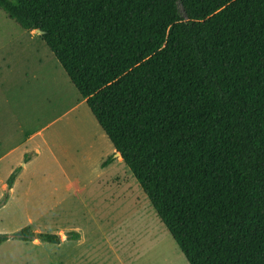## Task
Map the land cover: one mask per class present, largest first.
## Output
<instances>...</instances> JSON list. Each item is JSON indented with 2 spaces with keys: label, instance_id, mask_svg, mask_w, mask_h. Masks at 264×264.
<instances>
[{
  "label": "trees",
  "instance_id": "obj_1",
  "mask_svg": "<svg viewBox=\"0 0 264 264\" xmlns=\"http://www.w3.org/2000/svg\"><path fill=\"white\" fill-rule=\"evenodd\" d=\"M0 9L43 31L190 264H264V0ZM10 238L61 240L31 226L0 234V245Z\"/></svg>",
  "mask_w": 264,
  "mask_h": 264
},
{
  "label": "rangeland",
  "instance_id": "obj_2",
  "mask_svg": "<svg viewBox=\"0 0 264 264\" xmlns=\"http://www.w3.org/2000/svg\"><path fill=\"white\" fill-rule=\"evenodd\" d=\"M1 127L7 139L0 143V234L26 226L54 233L66 221L83 225L86 218L106 216L107 232L138 247L140 257H132L137 259L132 264H190L134 175L138 195L128 182L108 188L104 179L80 197L77 188H67L70 180L85 178L68 174L70 159L99 154L101 137L111 141L41 35L0 9ZM15 170V186L9 190L7 179ZM146 234L154 240L145 241ZM36 244L10 238L0 245V264H36L38 257L40 264H50L45 252L36 255Z\"/></svg>",
  "mask_w": 264,
  "mask_h": 264
},
{
  "label": "crops",
  "instance_id": "obj_3",
  "mask_svg": "<svg viewBox=\"0 0 264 264\" xmlns=\"http://www.w3.org/2000/svg\"><path fill=\"white\" fill-rule=\"evenodd\" d=\"M48 55H50L51 61H54L53 56L51 54ZM31 62L38 64L40 60L32 59ZM45 64L47 65V63ZM58 68L59 66L56 64L54 66L55 71ZM5 128L1 127L2 131H0V134L3 133L5 135H0V143H4L7 139L4 131ZM14 129L24 131V127L22 128L21 126H16ZM10 130L12 129L10 128L6 132ZM99 145L102 146L97 151L99 154L94 155L92 151L82 156L81 160L76 158L70 159L67 166L70 171L68 174L72 173V176L75 177L81 174L85 178L70 180L67 183V188H77L76 193L80 197L85 193L86 188H91L90 184L99 181L98 184L100 185V179H104L105 185L108 188L120 186L122 188V184L128 182L130 188L133 186L138 195L136 186L138 184L134 182L133 173L121 157L115 156L116 150L112 142L109 144L105 138L101 137ZM109 156H113L114 159L107 166L103 167V162ZM14 186L15 183L11 190L14 189ZM106 197L112 199L111 195ZM107 203L108 201L104 200L102 205L107 206ZM95 214H97V211ZM94 216L96 217L84 219L83 225L66 221L65 225L59 227V230L53 233L60 236V243L45 242L38 238L27 242L36 240L38 243L35 245L36 255L41 256L45 252V255H48L50 258V264H132V262L137 260L133 261L132 257H140L136 250L138 247L136 249L130 248L125 239L106 231V225L109 221L106 216ZM148 236L145 238V241L154 240V238L150 239V237H153L152 235ZM39 258L36 259V264H40Z\"/></svg>",
  "mask_w": 264,
  "mask_h": 264
},
{
  "label": "water",
  "instance_id": "obj_4",
  "mask_svg": "<svg viewBox=\"0 0 264 264\" xmlns=\"http://www.w3.org/2000/svg\"><path fill=\"white\" fill-rule=\"evenodd\" d=\"M181 10L184 11L183 7H181ZM37 33H39L40 35L43 34V31L41 29H36L35 30ZM116 157H121V154L119 152L115 153Z\"/></svg>",
  "mask_w": 264,
  "mask_h": 264
}]
</instances>
